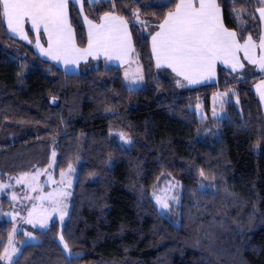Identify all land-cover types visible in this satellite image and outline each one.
<instances>
[{"label":"trees","instance_id":"trees-1","mask_svg":"<svg viewBox=\"0 0 264 264\" xmlns=\"http://www.w3.org/2000/svg\"><path fill=\"white\" fill-rule=\"evenodd\" d=\"M241 40L259 31L261 0H217ZM179 0L70 2L79 47L83 14L115 13L130 24L147 88L129 89L118 67L69 74L30 42L10 35L0 12V172L22 174L51 161L78 170L70 217L26 245L14 264H264V113L257 78L220 69L214 83L177 92L159 76L151 42L133 12L162 22ZM168 70V69H167ZM230 91L226 117L212 99ZM233 97H236L235 100ZM202 102L206 118L194 107ZM133 138L124 148L116 134ZM201 172L204 175H201ZM166 178L181 182L180 205L161 213L153 194ZM174 219V220H172ZM12 222L0 221V257ZM62 233L73 256L58 237ZM0 264H4L0 258Z\"/></svg>","mask_w":264,"mask_h":264},{"label":"snow or ice","instance_id":"snow-or-ice-1","mask_svg":"<svg viewBox=\"0 0 264 264\" xmlns=\"http://www.w3.org/2000/svg\"><path fill=\"white\" fill-rule=\"evenodd\" d=\"M110 2L115 7V0ZM261 2L264 3V0ZM72 3L79 5L80 10H83L84 0H72ZM258 11L259 18L264 20V7ZM0 12L6 18L9 29L13 33H18L22 39H28L24 32L26 20L31 22L37 32L42 27L47 34L48 47L45 49L38 40L37 47L45 56L54 60H63L66 65L76 64L78 60L87 56L98 58L100 54L107 59L115 57L122 60L129 52L134 51L128 22L111 12L105 13L99 24H94L87 17L84 18L89 25L88 46L85 49L78 48L75 43L69 19V0H0ZM133 16L139 19L138 12H133ZM159 29L152 37V51L156 57V66L171 68L189 83H198L205 74L212 75L217 60L223 63L232 61V67L235 69L239 64L236 53L240 49L244 50L247 59L252 63H259L264 69V57L257 61L249 55L250 47H255L252 44V37L248 36L247 40L241 44L236 32L229 31L225 27L217 0H179L175 10L168 12L163 23L159 25ZM259 47L264 49V37H260ZM125 75L127 76V73ZM139 78L143 79L142 76ZM126 142L130 144L131 140ZM72 170V166L69 165V172ZM39 174L37 173L36 176ZM201 175L204 173L201 172ZM36 176H33V179H36ZM64 176L65 173L62 172V182ZM23 180L22 176L17 182ZM68 185L71 186V180H68ZM60 195L70 194L60 193ZM52 196L53 194L50 193L49 197ZM160 203L162 208L169 207L166 202ZM65 214H61V220ZM31 222L29 220V223ZM41 226H47L46 220L41 222ZM59 239L64 250L71 256V249L64 240V236L61 235ZM15 251L13 249V252ZM0 258L8 260L11 264V255L7 249L5 255Z\"/></svg>","mask_w":264,"mask_h":264},{"label":"rangeland","instance_id":"rangeland-1","mask_svg":"<svg viewBox=\"0 0 264 264\" xmlns=\"http://www.w3.org/2000/svg\"><path fill=\"white\" fill-rule=\"evenodd\" d=\"M138 14L139 19L135 18V23L152 43V37L160 30L159 25L163 21L157 22L155 19L143 17L139 12ZM141 21H144V23H141ZM139 62L141 63L140 59ZM139 62L138 60H133L131 66L124 70L127 73V76L125 75V84L132 90L147 88V80L141 66H138L140 64ZM94 69V66L88 64L81 68V73H88ZM157 69L159 70V76L169 77L174 81L177 92H183V90L191 87L182 76H178L172 69L167 70L163 67H157ZM141 76L143 79L139 78ZM232 93L233 90H220L213 96L212 112L214 117H226V105ZM233 98L237 100L236 97ZM193 110L197 112L199 118L207 117L202 102H199ZM116 135L124 148H130L132 146L133 138L130 135L122 132ZM127 140H131V143H127ZM51 152V161L45 167H35L31 172L6 174L5 176L0 172V221L8 220L12 222V230L6 247L8 253L11 255V264L15 263L26 245L40 241L36 235L37 230H48L55 221L59 222L62 230L70 217L78 170L75 166H72L73 170L71 172H69L68 168L57 174L58 150L57 148H52ZM53 152H55V157H53ZM62 172L65 173L63 182L61 179ZM37 173L40 174L36 176ZM22 176L24 180L18 183L17 181ZM33 176H36V179H33ZM68 180H71V186L68 185ZM160 184L155 189L153 198L161 213L168 216L170 211L180 205L183 186L180 181L172 178H166ZM50 193L53 194L52 197H49ZM60 193H69L70 195L64 196L60 195ZM41 197H44V199H41ZM160 202H166L169 207L162 208ZM62 213H66L63 216V220L60 219ZM29 220L32 222L29 223ZM45 220L47 226L42 227L41 222ZM61 235L62 233L59 234V237ZM59 237L58 240L63 247ZM13 249L16 251L13 252ZM64 251L68 255L67 251ZM71 253V256H73L72 250ZM4 255L5 252L2 257ZM2 261L4 264H9V261L6 259H2Z\"/></svg>","mask_w":264,"mask_h":264},{"label":"crops","instance_id":"crops-1","mask_svg":"<svg viewBox=\"0 0 264 264\" xmlns=\"http://www.w3.org/2000/svg\"><path fill=\"white\" fill-rule=\"evenodd\" d=\"M91 1L95 2V1H99V0H91ZM70 2H72V0H69V4H70ZM217 3H218V1H217ZM262 7H264V6H262ZM262 7H259L257 9V16H258V23H259L258 34L256 36L251 35L252 44L255 45V47L254 48L250 47V49H249V55L252 56L253 59H255L257 61H259L261 57H264V49H261L259 47L260 37H264V20H261L259 18L260 17V13L258 11ZM174 10L175 9H173L172 11H174ZM221 12H222V9H221ZM113 14L116 15V16H119V15H117L115 13H113ZM85 17L86 16L83 14V21L85 23V27H86L87 35H88L89 25H88L87 21L84 19ZM119 17H121V16H119ZM222 17H223V13H222ZM69 19H70V15H69ZM87 19L90 20L88 17H87ZM92 22L94 24H99V23H101V19L98 22H95V21H92ZM6 23H7V20H6ZM223 23H224V19H223ZM224 25H225V23H224ZM7 27H8V24H7ZM225 27L229 31L236 32L235 30L229 29L226 25H225ZM72 29H73V27H72ZM28 30H31L33 32V34H34V39H33L32 43H33V46L36 49V51L40 54V56L43 59L54 63L56 66H58L63 71H65L66 73H69V74L81 73V68L83 66H85V65L90 64V65L94 66L95 68H99L100 66H104V67H118L123 72L124 80H126L125 79V72H124L125 68L130 67L133 60H135V61L138 60V62H139V59H140L138 54H137V52H136L135 46L133 44V37H132L131 27H130L129 23H128V31L131 33L132 48H133L134 51L129 52L128 55L123 57L122 60H118L115 57H113L112 59H107L103 54H100L98 58H93L92 56H87V57H85L83 59L78 60V62L76 64L69 63L67 65L63 62V60H54V59H52L49 56H45L41 52V49L39 47H37V40H38L39 44L42 45L45 49L48 47L47 34L45 33V31H44V29L42 27L40 28L39 32H37L36 29H34L32 27L31 22L26 20L25 23H24V32L27 34L28 39H22L21 36L18 33H13L11 31V29H9V27H8V31H9L10 35H12L15 38L22 39L23 41H26V42L31 41L30 38H29ZM73 32H74V39H75L76 46L78 48H80V49L87 48L88 43H87V46L85 48L79 47V45L77 43L76 34H75L74 29H73ZM236 34H237V39L239 40V42L241 44H243L245 42V40H247V38H248L247 37L246 39L241 40L239 38V35H238L237 32H236ZM152 45L153 44L151 43V47H153ZM152 53H153V51H152ZM153 56H154L155 65H156V57H155L154 53H153ZM236 57H237V59L239 61V64L236 66L235 69H233V67H232V61H230L229 63H223L221 60H217L216 63H215V67H214V73L212 75L205 74L204 76H202L200 78V81L198 83H189L187 80L186 81L188 82V84L191 87L214 83V82L217 81L218 72L222 68L226 69V70H229V71H231L233 73H236V74H240V75H243V76H249L251 78H257L255 80V82H254L253 90H254L255 94L257 95V97L259 98V100L261 102V106H262L263 113H264V69H262L260 67L259 63H252L249 59H247L245 57V52H244L243 49H240L236 53ZM240 65H242V67ZM138 66L139 67L141 66V69L143 70L142 62L140 64H138ZM161 67H163L165 69H171V68H169L167 66H161Z\"/></svg>","mask_w":264,"mask_h":264}]
</instances>
